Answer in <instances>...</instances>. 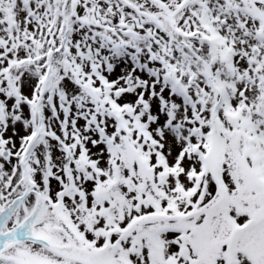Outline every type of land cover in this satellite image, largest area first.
Listing matches in <instances>:
<instances>
[{"label": "snow or ice", "instance_id": "1", "mask_svg": "<svg viewBox=\"0 0 264 264\" xmlns=\"http://www.w3.org/2000/svg\"><path fill=\"white\" fill-rule=\"evenodd\" d=\"M0 264H264V0H0Z\"/></svg>", "mask_w": 264, "mask_h": 264}]
</instances>
